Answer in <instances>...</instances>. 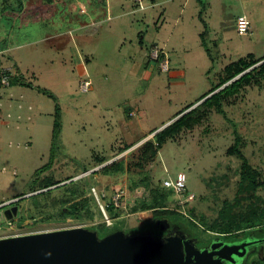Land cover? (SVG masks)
<instances>
[{"label":"rangeland","instance_id":"rangeland-1","mask_svg":"<svg viewBox=\"0 0 264 264\" xmlns=\"http://www.w3.org/2000/svg\"><path fill=\"white\" fill-rule=\"evenodd\" d=\"M207 2L146 0L149 8L143 11L135 0H0V50L12 48L0 52V58L19 82L0 90V213L18 208L13 220L0 222V239L74 228L100 237L95 226L106 222L126 236L161 240L152 212H131L148 195L143 187L132 193L131 181L148 175L157 186L159 181H175L178 173L187 177V192L167 189L168 209L184 216L173 217L172 227L190 233L201 248L224 239L202 233L190 220L213 223L226 202L237 198L242 161L233 153L235 147L264 182V80L232 86L244 73L211 92L228 77L231 63L249 56L264 59V0H216L205 13L201 10ZM244 14L252 30L240 36L234 22ZM206 21L214 25L204 38L207 46L201 41ZM173 72L181 74L173 78ZM226 87L232 91L214 97ZM57 105L62 130L55 140ZM183 123H193L191 130L180 140L168 141L153 164L141 171L134 166L140 146ZM120 161L123 172L105 175V166ZM51 179L54 186L38 188ZM75 187L95 198L97 219L85 215L42 222L62 207L53 201ZM116 189V194L126 195L121 218L111 220L103 211L101 194L114 197ZM49 190L52 194L45 198ZM255 196V204L264 208V186ZM24 198L25 204H17ZM34 198L39 202L36 219L26 210L34 212ZM251 203L244 202L242 208ZM23 216L26 226L20 228ZM226 238L230 244L261 241L248 248L242 264L264 256V229L241 239Z\"/></svg>","mask_w":264,"mask_h":264},{"label":"trees","instance_id":"trees-1","mask_svg":"<svg viewBox=\"0 0 264 264\" xmlns=\"http://www.w3.org/2000/svg\"><path fill=\"white\" fill-rule=\"evenodd\" d=\"M52 1L53 0H46V2L48 3H51ZM204 10H205V7L203 6V9L201 11H204ZM203 23H205V21H203ZM205 30L206 31L203 34H201V41L205 46H207L204 38L207 34L208 28L206 27ZM207 51H208V54H210V51L209 50ZM263 61L264 59L262 60V59H257L254 56H249V58L246 60L242 59L234 63H231L228 71L226 72L228 77H226L225 79H222L220 81L221 84H219V86L216 87L211 93H214L218 89L223 88L224 86L227 85V83L231 82L232 80H234L235 78H237L238 76L244 73L246 74L241 76L240 80L236 82V84H233L232 86L237 85V88H238L239 87L238 83L242 82L243 80H247V82H245V84L247 85H251V84L258 85L261 81L264 80V64H262ZM17 79L18 78L16 76L12 78L11 87L19 83ZM24 85L27 86L26 84ZM228 91H232V90H230L229 87L228 88L226 87L225 90L219 92L214 97L218 98V96H220L224 92L226 95ZM41 92L55 99V97L51 93L45 90H42ZM222 98H224V96ZM219 105H221V103L217 102V106ZM60 113H61L60 108L57 105L56 114H55L56 120H55V125H54L55 140L59 138V135L62 130ZM187 117L188 115L185 116V119ZM192 124L183 123L171 133L166 134L167 130H164L156 134L152 138V140H149L148 142H146L145 144H143L142 146L138 148L140 156L138 158V161L134 162L135 163L134 166H136V168L140 169L141 171V170H144V168H146L147 166L153 164L157 156L159 155V151L161 150V148L170 140H173V141L180 140L183 133H186L189 130H191ZM154 133L155 131L149 134L148 136ZM148 136H146L145 138H147ZM131 148H133V146L126 148L122 153L130 150ZM233 153L236 154L238 158L242 161L241 172H240L241 173L240 183H239L237 198L234 199L233 202H226L223 209L221 210L219 218H217L213 223H204L203 225H199L192 219L190 220V224L194 227H199L202 233L221 234L222 237L224 238L234 237V238L241 239V238H244V236H246L249 232L259 230V229H264V208L256 205L255 204L256 202L254 201V199L256 198L255 193L264 186V182L261 180V172L256 170L250 164L248 159L244 156V154L240 150H238L237 147L234 148ZM104 163L105 161L99 164L101 165ZM124 170H125L124 164L122 161L114 162L113 164L105 166L103 168V172H105V175H111L112 173L114 174L121 173ZM106 173H110V174H106ZM54 183L56 182H54L52 179L45 180L44 182L38 185L39 186L38 188L48 189L54 186L55 185ZM158 183L159 184L155 186L153 184L152 178L148 175L141 177L137 181H134V182L131 181L130 190L132 193L134 192L136 193V190L139 187H143L145 191L148 193V195H146L145 197H141L138 200V202L131 208V212L133 214L152 212L155 222L159 220L167 219L171 224V219L173 217H176V216L184 217V216L179 214V212H177V210L175 209L173 210L168 209L167 203L169 200L168 196L170 194V190H167L168 188L164 186V182L161 183L159 181ZM152 185L154 187H152ZM90 187H91L90 189H92L95 186L91 184ZM34 191H37V190L34 189L30 192H34ZM118 191L120 190L116 189L115 191L112 192V195L114 196ZM63 193L65 194L63 195L62 198H59V200L57 201H53V206H57L58 208V206L61 205L62 207L58 210V212L55 215H49L47 219H42V222H45V221L53 222L55 221L53 219H56V218H58V220H56L55 222L65 221L69 218L78 220V219H81V217H84L85 215H88V217L91 216L92 220L94 221L97 219L96 216L94 215V207L98 208L95 198L87 196V192L85 189L78 190V188L75 187V188H71L70 190L69 188H66L63 191ZM90 193H91V190H90ZM51 194H52V190H49L48 193L43 194V196L45 198H49ZM25 195L26 194H24V196ZM19 197H23V196H19ZM112 198H113L112 196L111 197L109 196V193H107V196L104 194H101V200L105 203V206H106L105 210H106L107 215L109 216L111 220H117L121 218V211H120L121 209L115 207L113 204H110ZM35 199L36 198L32 199L33 201L32 203H34L33 205L35 206L34 212L33 211L31 212V210L30 212H28L29 210L26 209L28 216L32 219H36L35 211H38L39 209L37 205L39 202L37 199L36 200ZM248 200H251L252 203L249 204L248 207L242 208L244 202H247ZM22 201H25V198L24 200L22 199L20 202L18 201L17 204H21ZM23 204L25 203H22L21 205ZM66 204H69V205L67 208H64ZM21 208L23 209L24 207L22 206ZM22 209L20 210L21 213H22ZM240 210L242 211L245 210V212H242V211L240 212ZM99 215L102 216V213L100 212ZM25 220L26 218L24 216L21 219H19L18 225L20 228H24L26 226L24 224ZM95 228L96 229L94 230L98 231L100 234V237H99L100 239H103L104 237L110 234H113L116 231H119V229H117V226L115 225L112 229L109 228L106 222H103V223L101 222L97 224ZM263 257L264 256H262L261 259L259 258L257 260H253L252 262H250V264H264Z\"/></svg>","mask_w":264,"mask_h":264},{"label":"water","instance_id":"water-1","mask_svg":"<svg viewBox=\"0 0 264 264\" xmlns=\"http://www.w3.org/2000/svg\"><path fill=\"white\" fill-rule=\"evenodd\" d=\"M18 208L0 213L13 220ZM157 228L168 230L165 219ZM188 235L177 232L161 240L153 235L126 236L117 231L103 239L97 232L74 228L0 239V264H242L251 245L213 242L199 250Z\"/></svg>","mask_w":264,"mask_h":264},{"label":"built area","instance_id":"built-area-1","mask_svg":"<svg viewBox=\"0 0 264 264\" xmlns=\"http://www.w3.org/2000/svg\"><path fill=\"white\" fill-rule=\"evenodd\" d=\"M144 1L145 0H135V3L137 5H139L140 7H142ZM236 30L240 36L249 35L251 33V30H252L251 21L246 16H240L236 22ZM158 54H159L158 51L154 52V55L156 57H159ZM165 65H166V66H164L165 69L168 70L169 62L166 61ZM14 75H15L14 70L12 68H9V67L3 65L2 60L0 58V90L7 89V88L11 87V80L14 77ZM89 87H90V83L86 82L85 88H84L86 92L88 91ZM186 183H187L186 175L183 173H178L175 181L166 180L164 182V186L168 189L174 190L177 194H182V193L187 192ZM125 195H126L125 191L119 192L118 194H116L112 198L110 204H113L117 208H122L121 204L124 201L123 198L125 197ZM191 198L194 199L195 196L192 195ZM105 209H106V206L104 207V205H103L104 213H106ZM110 228L112 229L113 227L111 226Z\"/></svg>","mask_w":264,"mask_h":264},{"label":"flooded vegetation","instance_id":"flooded-vegetation-1","mask_svg":"<svg viewBox=\"0 0 264 264\" xmlns=\"http://www.w3.org/2000/svg\"><path fill=\"white\" fill-rule=\"evenodd\" d=\"M14 205V204H13ZM1 210L3 209V208H0ZM163 220H165V219H163ZM163 220H159V221H157V222H155L156 223V226H157V223L158 222H160V221H163ZM171 225V228L170 229H168V230H162L161 228H157V230H158V233H162L163 235H161L160 237H158V238H161V239H163L164 237H168V236H170V235H173V234H175V233H177V232H183V233H186L187 235H188V240H194V242H195V245H196V247L199 249V250H203V249H206V248H208L211 244H209L208 245V247H204V248H201V246L199 245V243H198V240L196 239V238H194V237H192L191 236V234L190 233H188V232H186V231H183V230H181V229H176V228H174V227H172V224H170ZM227 239V238H226ZM226 239L224 238H218V239H216L215 240V242H217V243H221V242H225V243H228L227 241H226ZM237 242H239V241H235V243H237Z\"/></svg>","mask_w":264,"mask_h":264},{"label":"crops","instance_id":"crops-1","mask_svg":"<svg viewBox=\"0 0 264 264\" xmlns=\"http://www.w3.org/2000/svg\"><path fill=\"white\" fill-rule=\"evenodd\" d=\"M208 1V0H207ZM215 1L216 0H209V3L207 2V4L205 3V5H204V7H205V13L207 12V7H212V5L215 3ZM145 2H146V0L144 1V3H143V6L142 7H140L139 5H137L136 4V7H138L140 10H146L147 8H149V6L147 7L146 5H145ZM152 4L154 5V1L152 2ZM241 16H246V14H244V15H241ZM240 17V16H239ZM238 17V18H239ZM247 17V16H246ZM238 18H236V20H235V22H234V24H235V26H236V22H237V19ZM248 18V17H247ZM249 19V18H248ZM206 20V19H205ZM250 20V19H249ZM251 21V20H250ZM221 24H222V22H220ZM206 24L208 25V31H210L213 27H214V25L212 24L211 25V23L209 24V21L207 22L206 21ZM251 25H252V22H251ZM157 45V44H156ZM158 46V45H157ZM160 49H163V48H160ZM12 50V48H10L9 50L8 49H2V50H0V52H8V51H11ZM164 50V49H163ZM165 53H166V51H164ZM15 65V64H14ZM16 66V68L18 69V67H17V65H15ZM181 73H179V72H173L172 74H171V77H173V78H176L178 75H180ZM146 139V138H145Z\"/></svg>","mask_w":264,"mask_h":264}]
</instances>
